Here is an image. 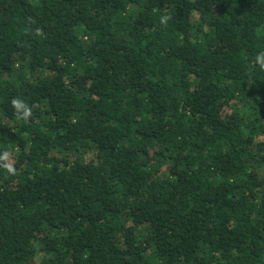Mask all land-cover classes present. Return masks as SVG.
I'll use <instances>...</instances> for the list:
<instances>
[{
    "label": "trees",
    "instance_id": "obj_1",
    "mask_svg": "<svg viewBox=\"0 0 264 264\" xmlns=\"http://www.w3.org/2000/svg\"><path fill=\"white\" fill-rule=\"evenodd\" d=\"M260 52L264 0H0V264H264Z\"/></svg>",
    "mask_w": 264,
    "mask_h": 264
},
{
    "label": "clouds",
    "instance_id": "obj_2",
    "mask_svg": "<svg viewBox=\"0 0 264 264\" xmlns=\"http://www.w3.org/2000/svg\"><path fill=\"white\" fill-rule=\"evenodd\" d=\"M171 19L169 15H162L160 17V24L166 26L168 21ZM37 34H39V29H37ZM255 63L259 65L261 69H264V52H260L255 57ZM11 106L14 109L17 119L23 121H30L34 116V109L38 108V104H29L25 99L20 97H14L11 100ZM0 168L5 169L6 172L15 176L17 169L14 166L11 154L7 151H0Z\"/></svg>",
    "mask_w": 264,
    "mask_h": 264
}]
</instances>
